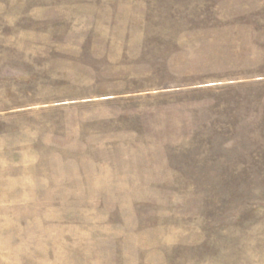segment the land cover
I'll list each match as a JSON object with an SVG mask.
<instances>
[{
	"label": "rangeland",
	"instance_id": "obj_1",
	"mask_svg": "<svg viewBox=\"0 0 264 264\" xmlns=\"http://www.w3.org/2000/svg\"><path fill=\"white\" fill-rule=\"evenodd\" d=\"M0 264H264V0H0Z\"/></svg>",
	"mask_w": 264,
	"mask_h": 264
}]
</instances>
